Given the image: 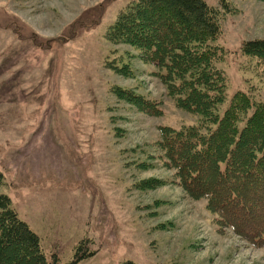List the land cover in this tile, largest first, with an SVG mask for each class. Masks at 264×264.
I'll return each mask as SVG.
<instances>
[{"label": "rangeland", "instance_id": "rangeland-1", "mask_svg": "<svg viewBox=\"0 0 264 264\" xmlns=\"http://www.w3.org/2000/svg\"><path fill=\"white\" fill-rule=\"evenodd\" d=\"M131 1L0 0V194L49 262L71 264L81 244L94 254L76 264H264V247L220 226L165 165L159 127L198 116L176 106L135 48L105 38ZM204 1L219 8L229 51L218 62L226 102L237 90L264 101V77L239 52L264 37V1ZM117 86L145 100L120 99ZM146 100L160 115L142 110Z\"/></svg>", "mask_w": 264, "mask_h": 264}, {"label": "trees", "instance_id": "trees-1", "mask_svg": "<svg viewBox=\"0 0 264 264\" xmlns=\"http://www.w3.org/2000/svg\"><path fill=\"white\" fill-rule=\"evenodd\" d=\"M220 4L229 9L226 0ZM219 13L204 0H133L109 25L105 38L135 48L156 69L176 106L198 116L179 129L159 127L157 146L179 184L192 197L207 198L220 226L264 247V101L237 90L226 102V79L218 62L229 51L218 43ZM31 40L35 44L33 36ZM239 52L264 77V37L242 41ZM113 93L135 105L145 100L120 86ZM145 102L144 112L160 115L159 103ZM82 247L77 246L71 264L94 254ZM57 260L53 255L47 261L39 236L18 216L10 198L0 194V264Z\"/></svg>", "mask_w": 264, "mask_h": 264}]
</instances>
